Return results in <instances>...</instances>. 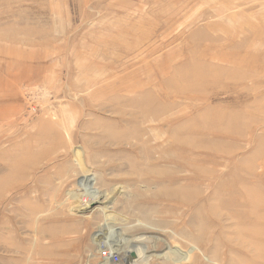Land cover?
I'll return each instance as SVG.
<instances>
[{"label":"rangeland","instance_id":"374dc122","mask_svg":"<svg viewBox=\"0 0 264 264\" xmlns=\"http://www.w3.org/2000/svg\"><path fill=\"white\" fill-rule=\"evenodd\" d=\"M0 264H264V0H0Z\"/></svg>","mask_w":264,"mask_h":264},{"label":"bare ground","instance_id":"6f19581e","mask_svg":"<svg viewBox=\"0 0 264 264\" xmlns=\"http://www.w3.org/2000/svg\"><path fill=\"white\" fill-rule=\"evenodd\" d=\"M139 117V116H138ZM120 119L121 120H124V119H127V120H133V122H135L136 126H138V123L141 124V122L137 119H135L134 117H129V116H126V115H123V116H120ZM120 126V125H119ZM128 129V128H127ZM129 130V129H128ZM114 129H110L108 130L107 132H104V131H101L100 133L105 137V138H109L111 140H115L116 138H118L117 140H115V144H119V149L122 148V146H124V143H129V141H127L126 139L129 138V136L133 133V131H138L137 128H135L133 131H129V132H126V130H122L121 127H119V132L120 133V136L119 137H111L113 136L114 134ZM157 139V138H156ZM120 140H122L123 142H120ZM143 140V139H142ZM85 162L84 160H82V163ZM85 165V164H84ZM84 172V171H83ZM91 180V174L89 172H86L85 173V176L83 177V180L80 182V184H83V186L85 185V188L87 189V192L89 191L88 189L91 187L92 189V182H89ZM94 190V189H93ZM99 191H93V192H90L92 195V198L91 200L86 204V205H80L78 207H76L77 210L79 209H87L89 207H94L95 204L97 203H101L102 205H104L105 208H108V203L111 199V195H108V194H105L103 192H99ZM86 194V193H85ZM88 194V193H87ZM110 204V203H109ZM113 230V232H111V239L113 241V243L115 245H118L119 242H120V233L117 229H111V231ZM104 232V231H103ZM109 241V240H108ZM9 246V245H8ZM7 246V247H8ZM13 246V245H12ZM112 246V245H111ZM14 247V246H13ZM12 247V248H13ZM5 248V247H4ZM15 249V248H14ZM113 248H110L109 250V254L108 255H113V253H115L114 255H117L116 252L118 251L119 248L117 249H113ZM142 248H139L138 246H135L134 250H132V257H136L135 259H130L131 261H135V260H138L141 258V254L143 253L141 251ZM10 250V249H9ZM15 252V250H14ZM131 252V251H130ZM107 258V257H106Z\"/></svg>","mask_w":264,"mask_h":264},{"label":"built area","instance_id":"2783aa9c","mask_svg":"<svg viewBox=\"0 0 264 264\" xmlns=\"http://www.w3.org/2000/svg\"><path fill=\"white\" fill-rule=\"evenodd\" d=\"M108 254H109V250H108V248H105L104 251H103V255H104V257H107ZM118 258H119V257L115 256L114 259H118Z\"/></svg>","mask_w":264,"mask_h":264}]
</instances>
